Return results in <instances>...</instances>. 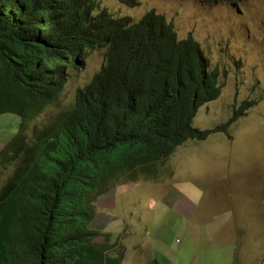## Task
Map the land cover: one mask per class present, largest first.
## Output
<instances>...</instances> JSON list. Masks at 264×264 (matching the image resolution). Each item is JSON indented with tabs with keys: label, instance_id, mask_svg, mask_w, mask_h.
Listing matches in <instances>:
<instances>
[{
	"label": "trees",
	"instance_id": "16d2710c",
	"mask_svg": "<svg viewBox=\"0 0 264 264\" xmlns=\"http://www.w3.org/2000/svg\"><path fill=\"white\" fill-rule=\"evenodd\" d=\"M95 50L104 62L73 105L29 133ZM219 77L199 42L154 9L133 21L97 0H0V114L20 117L0 149V264H120L90 227L97 198L185 141L227 133L254 101L213 128L192 125L220 95Z\"/></svg>",
	"mask_w": 264,
	"mask_h": 264
},
{
	"label": "rangeland",
	"instance_id": "374dc122",
	"mask_svg": "<svg viewBox=\"0 0 264 264\" xmlns=\"http://www.w3.org/2000/svg\"><path fill=\"white\" fill-rule=\"evenodd\" d=\"M97 3L133 21L154 9L179 38L191 34L199 42L210 67L220 70L221 92L197 109L194 127L225 123L244 100L254 105L227 133L189 139L135 182L115 185L117 196L112 190L98 197L90 223L96 241L107 234L120 264H264V0ZM103 62V50H95L83 68L71 71L56 100L29 120L28 132L69 109L77 88ZM19 122L17 114H0V149Z\"/></svg>",
	"mask_w": 264,
	"mask_h": 264
},
{
	"label": "crops",
	"instance_id": "0c3cea01",
	"mask_svg": "<svg viewBox=\"0 0 264 264\" xmlns=\"http://www.w3.org/2000/svg\"><path fill=\"white\" fill-rule=\"evenodd\" d=\"M137 183H138V182H137ZM120 185H121V184H120ZM135 186H136V183H135ZM135 186H134L133 184L130 185V187H132V188L135 187ZM112 190H113V191H112ZM109 191H110V192L112 191V193H114V194H112V195H114V197H115V195L117 196V194L115 193V191H116V187H115L114 189H110ZM109 191H108V192H109ZM130 193H131V191H130ZM119 194H120V191H118V195H119ZM106 195H107V194H106ZM99 197H100V196H99ZM94 217H95V216H94ZM93 219H94V218H93ZM92 221H93V220H92ZM158 264H159V263H158Z\"/></svg>",
	"mask_w": 264,
	"mask_h": 264
},
{
	"label": "clouds",
	"instance_id": "9594fccd",
	"mask_svg": "<svg viewBox=\"0 0 264 264\" xmlns=\"http://www.w3.org/2000/svg\"><path fill=\"white\" fill-rule=\"evenodd\" d=\"M117 1H118V0H117ZM118 2H119V1H118ZM138 2H139V0H138ZM119 3H121V2H119ZM150 10H151V9H150ZM148 11H149V10H148ZM145 13H146V12H145ZM145 13H144V14H145ZM138 19H139V18H138ZM166 20H167V19H166ZM167 21H168V20H167Z\"/></svg>",
	"mask_w": 264,
	"mask_h": 264
},
{
	"label": "built area",
	"instance_id": "2783aa9c",
	"mask_svg": "<svg viewBox=\"0 0 264 264\" xmlns=\"http://www.w3.org/2000/svg\"><path fill=\"white\" fill-rule=\"evenodd\" d=\"M179 240H177V242H178Z\"/></svg>",
	"mask_w": 264,
	"mask_h": 264
}]
</instances>
